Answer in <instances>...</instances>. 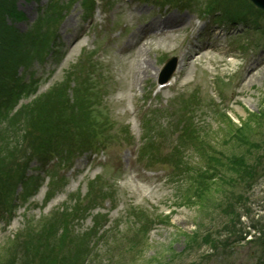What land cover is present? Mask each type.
Segmentation results:
<instances>
[{
    "label": "rangeland",
    "instance_id": "1",
    "mask_svg": "<svg viewBox=\"0 0 264 264\" xmlns=\"http://www.w3.org/2000/svg\"><path fill=\"white\" fill-rule=\"evenodd\" d=\"M12 4L21 16H6ZM3 9L0 184L18 186L0 191V264H255L247 242L260 232L238 240L251 222L264 234V171L235 190V221L230 188L185 197L209 152L226 162L264 140V11L250 0ZM165 18L172 31L157 35ZM49 21L47 40L28 39ZM184 55L176 84L159 89Z\"/></svg>",
    "mask_w": 264,
    "mask_h": 264
},
{
    "label": "trees",
    "instance_id": "2",
    "mask_svg": "<svg viewBox=\"0 0 264 264\" xmlns=\"http://www.w3.org/2000/svg\"><path fill=\"white\" fill-rule=\"evenodd\" d=\"M7 12L5 9L0 11V20L2 26L5 28L7 25L6 23V16H11L12 17H19L21 15L17 14V11L14 8V5L12 4L11 9ZM0 26L1 30H4V28ZM44 29H42L40 26L36 29V33L33 35H30L32 37V42L35 43L34 39L38 37L39 39H42L44 36H47L49 32L52 29V23L45 22L43 24ZM0 30V31H1ZM34 38V39H33ZM42 41V40H41ZM40 42V41H38ZM37 43V41H36ZM13 56V53H11ZM3 56V54L0 56V58ZM13 59V58H10ZM18 65V64H17ZM15 65L12 66L14 68ZM1 70V66H0ZM15 89V87H14ZM15 99V101H17ZM264 119V115L262 116ZM62 125H57L56 129L60 128ZM259 135V134H258ZM257 135V136H258ZM238 137V136H237ZM236 137V138H237ZM254 139V138H253ZM248 144V153H244L242 156H231L226 158V162L223 160L221 156H215L214 154H209L210 156L205 158V164H204V172L198 176L195 177V183L191 184L187 195L185 197V202L190 201L192 198H208L206 196L207 194H210L209 196L212 195V193H215V190L221 191L222 193H229V188L232 191L233 195L230 197V195L226 196L225 201L231 202L229 205V210H225L228 212V216L232 217L234 221L236 218H240L238 215V212L235 211L236 209V202H241L242 201V196L236 197L235 196V190L237 188H240L242 186L249 185L251 187L250 182L254 180L259 174V170L264 171V152L262 154H259V145L263 148V143L264 140L262 141V137L259 138V140L255 141H249L246 142ZM259 143V145H258ZM264 150V148H263ZM212 152V151H211ZM209 152V153H211ZM220 166V167H219ZM206 168V169H205ZM221 169V170H220ZM217 178L221 180L222 182H217ZM222 183V184H220ZM18 183H15L14 185H6V193L9 192V190H13L16 188ZM216 186H220V189H217ZM234 190V192H233ZM236 197V199H235ZM235 199V200H234ZM234 200V202H232ZM237 214V215H236ZM262 231V229H261ZM66 232V231H65ZM48 234H51V232H48ZM263 233L258 238H255L254 240V245L257 247L258 251H256V263L255 264H264V241L263 239ZM241 239V238H240ZM210 238H206L204 241L206 243L210 242ZM49 240L48 237L42 238L39 241V244L41 245V248H43L45 245H48ZM215 245V244H214ZM66 258L65 256H62L61 260ZM32 264V263H28Z\"/></svg>",
    "mask_w": 264,
    "mask_h": 264
},
{
    "label": "bare ground",
    "instance_id": "3",
    "mask_svg": "<svg viewBox=\"0 0 264 264\" xmlns=\"http://www.w3.org/2000/svg\"><path fill=\"white\" fill-rule=\"evenodd\" d=\"M171 20L172 19H170V18H165V19H163V21L162 22H159L158 23V27H161V26H163V27H168L169 25H171ZM51 32V31H50ZM31 36H28V39L30 38ZM45 38H43L42 39V41L44 40ZM45 40H47V39H45ZM147 45V44H146ZM146 45H144V46H146ZM208 50H210L209 48H207L206 50H200V51H198L195 55L196 56H199V55H201L202 53H204V52H206V51H208ZM144 52H145V49L144 48H141L140 50H139V52H138V54H137V57H139L140 59H143V54H144ZM184 57H185V55L184 56H182V57H180V60H179V67H178V70H177V74L178 73H180V71L183 69V60H184ZM201 57V56H200ZM202 58V57H201ZM192 60V59H191ZM140 61V60H139ZM139 61H138V63H137V65L139 66V64H141L142 65V67H139V69L140 68H142V72L141 71H139V72H137V74H139V75H141L142 73L143 74H145L148 70H149V67L147 66V64L145 63V62H140L139 63ZM138 68V67H137ZM140 78H142V77H140ZM177 78H175L171 83H173L175 80H176ZM170 87H171V85H170ZM4 179H6V180H8L7 179V177H3Z\"/></svg>",
    "mask_w": 264,
    "mask_h": 264
},
{
    "label": "water",
    "instance_id": "4",
    "mask_svg": "<svg viewBox=\"0 0 264 264\" xmlns=\"http://www.w3.org/2000/svg\"><path fill=\"white\" fill-rule=\"evenodd\" d=\"M257 7L261 8L262 10H264V0H251ZM174 63V64H173ZM175 67H176V64H175V61L172 62V65L170 67V70H169V74L166 76V78H164L162 80V82H166L170 77L171 75L173 74V71L175 70Z\"/></svg>",
    "mask_w": 264,
    "mask_h": 264
}]
</instances>
